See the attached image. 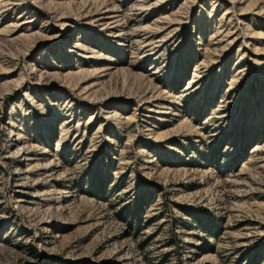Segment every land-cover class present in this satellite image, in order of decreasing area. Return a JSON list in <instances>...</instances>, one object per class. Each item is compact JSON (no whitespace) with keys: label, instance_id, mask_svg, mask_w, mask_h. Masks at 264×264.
Returning <instances> with one entry per match:
<instances>
[{"label":"rangeland","instance_id":"374dc122","mask_svg":"<svg viewBox=\"0 0 264 264\" xmlns=\"http://www.w3.org/2000/svg\"><path fill=\"white\" fill-rule=\"evenodd\" d=\"M0 264H264V0H0Z\"/></svg>","mask_w":264,"mask_h":264}]
</instances>
